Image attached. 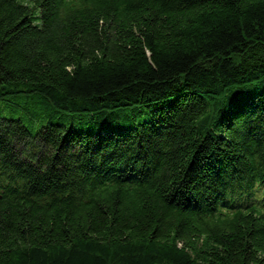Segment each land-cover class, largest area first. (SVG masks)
<instances>
[{
  "label": "trees",
  "instance_id": "obj_1",
  "mask_svg": "<svg viewBox=\"0 0 264 264\" xmlns=\"http://www.w3.org/2000/svg\"><path fill=\"white\" fill-rule=\"evenodd\" d=\"M0 264H264V0H0Z\"/></svg>",
  "mask_w": 264,
  "mask_h": 264
}]
</instances>
